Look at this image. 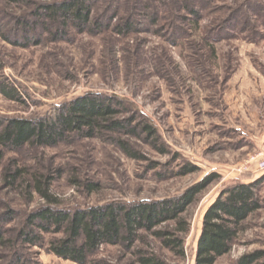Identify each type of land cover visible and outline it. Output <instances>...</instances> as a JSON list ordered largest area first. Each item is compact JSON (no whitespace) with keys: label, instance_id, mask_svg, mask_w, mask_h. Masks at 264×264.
I'll use <instances>...</instances> for the list:
<instances>
[{"label":"rangeland","instance_id":"rangeland-1","mask_svg":"<svg viewBox=\"0 0 264 264\" xmlns=\"http://www.w3.org/2000/svg\"><path fill=\"white\" fill-rule=\"evenodd\" d=\"M58 1L8 5L0 0V81L19 98L0 94V119L48 116L94 94L113 98L120 104L119 118L135 119L133 127L147 124L156 136L138 128L110 137L72 135L48 148L0 146V216L14 211L7 225L2 221L5 237L14 240L26 215L44 205L35 194L28 199L25 185L7 187L8 166L26 170L19 184L30 175L50 176L51 193L67 209L169 199L217 174L183 214L189 226L182 236L183 257L148 234L129 251L104 246L97 253L110 264H136L138 250L166 264H194L203 214L219 191L264 175L258 169L264 161V0H99L92 16L102 19L101 28L69 27L60 36L54 31L59 24L49 23L47 34L35 32L17 44L14 18ZM128 17L132 29L115 31ZM112 138L127 142L138 159L126 157ZM194 166L197 171L179 175ZM88 183L97 190L89 192ZM259 189L263 207L215 264H234L244 254L264 251V180ZM8 252L0 248V264ZM21 252L28 264H73L38 247Z\"/></svg>","mask_w":264,"mask_h":264},{"label":"trees","instance_id":"trees-1","mask_svg":"<svg viewBox=\"0 0 264 264\" xmlns=\"http://www.w3.org/2000/svg\"><path fill=\"white\" fill-rule=\"evenodd\" d=\"M3 1L8 5H26L30 2ZM98 1L60 0L37 4L30 14L14 18V27L20 34L16 43L30 41L35 32L47 34L50 31L47 29L49 23L59 24L54 31L60 36L69 27L80 32L88 30V27L101 28L102 19L92 16V6ZM121 21L122 24L115 26V31L125 33L132 29L133 23L129 17ZM0 94L11 101L19 99L14 88L4 81H0ZM119 107L120 104L113 98L88 94L58 106L48 116L6 121L0 119V146L10 151H18L25 145L48 148L64 142L72 135L82 139L97 135L110 137L122 131L134 134L138 128L147 137L156 136L154 129L147 124L133 127L135 119L119 118ZM114 143L126 157L138 159L127 142L114 139ZM24 171L23 168L13 170L8 166L4 172L7 187L25 185L28 199L35 194L44 205L26 215L14 240L5 237L7 231L1 226L3 220L7 225L14 218V211L7 210L0 216V248L9 251L8 256L3 258L6 260L4 264H28L21 251L34 247L73 264H110L97 258L101 247L120 246L129 251L142 234L150 235L163 249L183 257L182 236L189 231L183 214L197 196L218 178L217 174L208 175L179 196L169 199L110 202L100 206L67 209L60 208L58 200L51 193L50 176L30 175L29 180L23 179L22 184H19L18 181L25 176ZM195 171V166L183 168L179 175ZM263 180L264 175L250 183L233 182L219 191L203 214L194 264H215L231 252L240 235L245 232L248 219L263 207L259 189ZM85 187L91 193L97 190L94 183H88ZM45 235L50 237L46 239ZM19 247L23 249L19 250ZM134 256L136 264H166L155 254L144 250H138ZM234 264H264V251L244 254Z\"/></svg>","mask_w":264,"mask_h":264},{"label":"crops","instance_id":"crops-1","mask_svg":"<svg viewBox=\"0 0 264 264\" xmlns=\"http://www.w3.org/2000/svg\"><path fill=\"white\" fill-rule=\"evenodd\" d=\"M264 148V147H263ZM261 155H263L264 156V150L262 149V154ZM260 177V175L259 176H255V177H253V179H248L247 181H245L244 183H250V182H252L254 179H256V178H259Z\"/></svg>","mask_w":264,"mask_h":264},{"label":"built area","instance_id":"built-area-1","mask_svg":"<svg viewBox=\"0 0 264 264\" xmlns=\"http://www.w3.org/2000/svg\"><path fill=\"white\" fill-rule=\"evenodd\" d=\"M258 169L264 170V161L258 163Z\"/></svg>","mask_w":264,"mask_h":264}]
</instances>
